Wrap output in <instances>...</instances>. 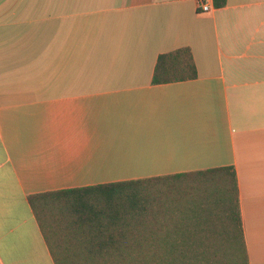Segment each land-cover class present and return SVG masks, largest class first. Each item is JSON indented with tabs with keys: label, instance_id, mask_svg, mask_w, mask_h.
<instances>
[{
	"label": "crops",
	"instance_id": "obj_1",
	"mask_svg": "<svg viewBox=\"0 0 264 264\" xmlns=\"http://www.w3.org/2000/svg\"><path fill=\"white\" fill-rule=\"evenodd\" d=\"M197 1L0 0V264H54L31 195L221 167L264 264V0ZM181 48L196 79L152 84Z\"/></svg>",
	"mask_w": 264,
	"mask_h": 264
},
{
	"label": "trees",
	"instance_id": "obj_2",
	"mask_svg": "<svg viewBox=\"0 0 264 264\" xmlns=\"http://www.w3.org/2000/svg\"><path fill=\"white\" fill-rule=\"evenodd\" d=\"M226 3L212 0L215 9ZM196 77L190 49L181 48L158 57L152 84ZM28 203L54 264H92L94 252L96 264H248L233 167L31 195ZM204 240L225 242L209 253Z\"/></svg>",
	"mask_w": 264,
	"mask_h": 264
},
{
	"label": "rangeland",
	"instance_id": "obj_3",
	"mask_svg": "<svg viewBox=\"0 0 264 264\" xmlns=\"http://www.w3.org/2000/svg\"><path fill=\"white\" fill-rule=\"evenodd\" d=\"M224 212L223 210H219V212H218V215H220L221 214V217H222V213ZM212 221L215 223V221L212 219ZM209 222V221H208ZM223 242H225L224 240H217V241H212V240H204V241H202V243H204L206 246H210V244H211V246H213L212 248H210L209 250L208 249H205L206 247H203V249H198V250H202V251H205V250H208L209 251V253H211L212 251H214V252H219V251H221L222 249H220L219 248V245H221ZM206 252V251H205ZM162 258H164V257H162ZM210 260V259H209ZM204 263V262H203ZM205 263H210V264H216V263H211V262H207V260L205 261ZM156 264H171V263H160V262H158L157 261V263ZM177 264V263H176Z\"/></svg>",
	"mask_w": 264,
	"mask_h": 264
},
{
	"label": "built area",
	"instance_id": "obj_4",
	"mask_svg": "<svg viewBox=\"0 0 264 264\" xmlns=\"http://www.w3.org/2000/svg\"><path fill=\"white\" fill-rule=\"evenodd\" d=\"M197 10L198 13H206L210 10V5L207 0H198L197 1Z\"/></svg>",
	"mask_w": 264,
	"mask_h": 264
}]
</instances>
